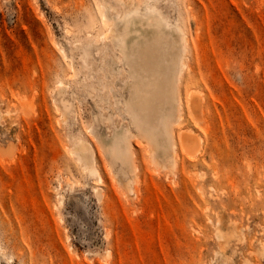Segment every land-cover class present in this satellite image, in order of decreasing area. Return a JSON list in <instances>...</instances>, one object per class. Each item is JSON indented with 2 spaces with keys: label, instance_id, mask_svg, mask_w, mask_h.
I'll use <instances>...</instances> for the list:
<instances>
[{
  "label": "rangeland",
  "instance_id": "374dc122",
  "mask_svg": "<svg viewBox=\"0 0 264 264\" xmlns=\"http://www.w3.org/2000/svg\"><path fill=\"white\" fill-rule=\"evenodd\" d=\"M142 2L0 0V264H264V0H157L186 33L202 146L194 158L177 141L164 169L133 138L128 188L88 131L82 58L103 5ZM79 138L92 139L102 181L71 153Z\"/></svg>",
  "mask_w": 264,
  "mask_h": 264
},
{
  "label": "bare ground",
  "instance_id": "6f19581e",
  "mask_svg": "<svg viewBox=\"0 0 264 264\" xmlns=\"http://www.w3.org/2000/svg\"><path fill=\"white\" fill-rule=\"evenodd\" d=\"M156 3L143 0L124 10L118 3L103 5V26L83 51L88 69L86 91L95 104L88 131L97 140L98 152L105 156L116 181L128 188L137 169L132 161L133 138L139 139L138 146L147 154L145 162L164 169L177 161V141L194 158L202 146L190 123L199 116L202 97L183 81L186 33L179 23H171ZM110 9L114 11L112 18L108 17ZM90 54L97 60V68L88 59ZM66 91L67 85L59 82L55 100L63 116L73 111ZM93 144L92 139L79 138L70 151L90 176L102 181ZM96 191L100 197V189ZM215 229L218 236L223 233L219 226Z\"/></svg>",
  "mask_w": 264,
  "mask_h": 264
}]
</instances>
